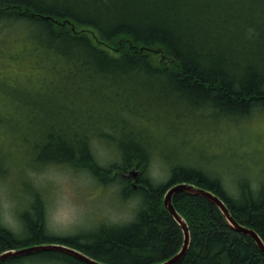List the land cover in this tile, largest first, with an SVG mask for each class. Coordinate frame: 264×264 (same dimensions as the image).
<instances>
[{"label":"trees","instance_id":"1","mask_svg":"<svg viewBox=\"0 0 264 264\" xmlns=\"http://www.w3.org/2000/svg\"><path fill=\"white\" fill-rule=\"evenodd\" d=\"M153 55L160 57L158 63ZM21 61L47 69L44 78L53 74L66 83L62 95L82 102L88 96L118 98L127 114L111 125L127 132L115 140L118 163L97 162L92 138L113 140L99 129L49 144L44 148L49 159L37 155L35 161L85 170L105 184L117 181L125 185L123 197L139 204L126 223H100L58 236L49 234L45 202L33 191L19 231L0 217V255L56 244L100 264H160L183 245L181 227L164 206L166 193L179 184L215 194L234 221L264 243V182L254 187L250 171L242 170L232 174L234 185L228 188L220 175L183 160L169 165L168 178L157 181L149 173L154 146L135 119L150 112L176 131L211 120L236 124L263 113L264 0H0V65ZM66 140L78 141L77 146ZM3 164L0 157V173ZM124 173L136 175V183ZM172 203L190 232L188 251L177 264H264L256 241L234 231L211 200L179 191ZM28 263L87 264L58 250L0 262Z\"/></svg>","mask_w":264,"mask_h":264},{"label":"rangeland","instance_id":"2","mask_svg":"<svg viewBox=\"0 0 264 264\" xmlns=\"http://www.w3.org/2000/svg\"><path fill=\"white\" fill-rule=\"evenodd\" d=\"M152 57L156 63L160 61L159 56ZM23 62L0 65L2 222L19 231L20 216L32 205L33 191L39 192L45 202L46 226L51 235L70 236L100 223L130 221L139 203L123 197L124 184L110 180L105 184L85 170L35 161L37 155L49 159L48 150L44 151L49 144L56 146L63 139L74 140L88 134L89 129H99L112 135L113 140L92 138L97 162L107 167L118 163L119 144L115 140L126 138L127 132L111 125L127 118L120 110L122 101L88 96L82 102L73 95L64 96L61 93L66 83L53 74L44 78L42 75L49 73L47 69ZM135 119L145 127L154 146L149 173L157 181L168 178L171 165L184 161L220 175L228 188L234 185L230 183L232 174L242 170L250 171L247 175L254 187L264 182V112L236 124H212L211 120L180 126L176 131L162 116L150 112ZM66 141L71 146L78 143ZM123 177L136 183V175L124 173Z\"/></svg>","mask_w":264,"mask_h":264},{"label":"water","instance_id":"3","mask_svg":"<svg viewBox=\"0 0 264 264\" xmlns=\"http://www.w3.org/2000/svg\"><path fill=\"white\" fill-rule=\"evenodd\" d=\"M179 191H187L189 193H192L194 195H199L202 197H205L209 200H211L214 204H216L222 214L224 215L225 219L229 223L230 227L241 234L248 235L252 237L257 245L259 246L260 250L264 252V243L262 242L261 238L257 235V233L253 230L247 229L244 226L238 224L237 222L234 221V219L231 217L227 207L223 203V201L217 197L215 194H213L210 191L203 190L196 188L191 185H184V184H179L171 189L166 193L165 198H164V206L165 208L169 211L171 216L174 218V220L179 224L181 227V230L183 232V245L182 249L177 253L175 256L172 258L166 260L165 262H162L160 264H177L187 253L189 245H190V232L187 223L181 218V216L176 212L173 203H172V196ZM41 250H58L62 252H66L68 254H71L75 256L76 258L86 262L87 264H100L96 262L95 260L89 258L85 254L81 253L78 250L63 246V245H38V246H33L25 249L18 250L17 252H6L0 255V262L9 256H21V255H26V254H31L34 252H38Z\"/></svg>","mask_w":264,"mask_h":264}]
</instances>
